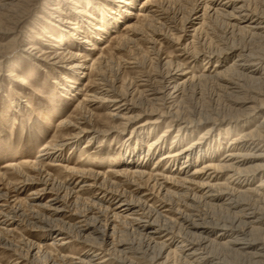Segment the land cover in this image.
<instances>
[{
	"label": "bare ground",
	"instance_id": "1",
	"mask_svg": "<svg viewBox=\"0 0 264 264\" xmlns=\"http://www.w3.org/2000/svg\"><path fill=\"white\" fill-rule=\"evenodd\" d=\"M28 1L0 0V7L6 12H11L8 16L15 18L19 15L18 11H21L17 10L19 4L28 3ZM48 1L44 2V7L41 8V11L46 13L42 17L39 15L41 20H33L20 27L24 20L16 17L17 24L14 23L16 26L10 28L19 32L21 39L28 40L27 46L23 47L20 54L21 58L15 61L10 60L11 56L6 51L11 45L0 43V88L4 87L5 77L15 94V97L10 99L4 93L7 95L9 103L4 108H0V138H4L7 132L14 133L19 119L23 113L28 112V109L31 111V119L34 121H43L52 125L57 119L55 121L57 122L56 131L40 147L37 158L31 162L10 164L9 167L18 176H23L26 184L33 179L32 175L30 176L26 172L31 170L42 175L41 191L52 194L48 200L49 203H40V201L38 204H34L40 209L49 210V215L35 212L36 215L40 214L39 225H36V229H39L44 236L50 237L49 245L55 249L58 245L64 246L72 243L73 247L70 249L73 254L77 251H85L83 256L74 257L69 254H61L59 258L62 261L75 258L76 264H135L128 255L133 253V246L126 241L122 242L120 239L117 242L110 241L112 246L109 247L108 241L117 232L115 226L111 229L106 227L107 232L105 233L104 230L100 231L102 237L96 234V236L92 235V231L86 234L85 229L81 228L79 231L81 238L78 239L76 236L78 240L76 239L75 243L72 242L74 235L69 233L70 226L68 224L67 228L59 226L63 220L60 222L59 218L54 216L60 215L64 211L65 199L76 197L77 200H80L79 191L73 188L79 187L81 190L86 187L95 190L100 195L97 197L101 201H108L107 199L116 201L113 216L119 221L130 219V224L135 225V228L141 231V234L145 236V246L148 249L156 250L155 256L153 255L154 262L152 263L154 264H241L245 261L249 264H264V55L252 49L254 46L249 45V47L241 42H234V40L228 44L225 42L223 51L220 52L224 54L223 56L216 55L214 50L212 53L215 55L194 52L193 61H205V71H207L209 63L215 60L211 73L197 76L187 71L184 65L177 63L173 65L172 60L163 59L160 54L161 50L158 48L161 41L168 42L170 41L168 38H172L168 36L169 31L162 32V28L168 21L170 10L177 8L188 9L189 15L186 18V24L190 25L191 29L188 27L189 30H185L187 28L185 26L186 28L182 30H185L186 36L192 38V41H196L195 39L201 41L202 30L214 21L222 22L226 26L227 32L229 30L235 36L264 37V0ZM52 1L54 5L50 7L49 3ZM139 2L141 3L138 5ZM121 23H124L125 33H121L119 29ZM31 33H35V36ZM176 39L178 38L176 37ZM140 41H147L149 44L148 53L156 57L159 56L157 57L158 65L155 66L159 69L153 74H145L144 67H142L144 63L140 62L141 65L134 55L131 54L125 59V64L129 69L137 71L140 76L144 77L138 78L136 81L138 87L142 86L138 90L140 94L144 93L148 96V98L145 96L148 104L143 108L138 107L133 97L134 92L137 91L136 88L131 94H128L130 95L128 98L126 96L128 90L118 93L114 86H109L104 82L105 79L102 75L105 67L117 57L116 55L124 51L127 53L136 52L137 43ZM185 49L187 50V48ZM218 55L221 56L218 57ZM28 61L45 73L48 71L59 73L63 82L54 78L53 85L65 92L61 93L65 98L70 99L71 96H74L73 99L77 98V104L67 116H59V102L52 99L53 96L51 97V110L48 111L46 109L39 111L31 103L32 96L26 95L27 89L33 87L32 80L26 75L28 69L25 63ZM3 70L6 72H1ZM78 77L81 80L82 77L88 78L84 88L75 85L78 84ZM244 79L249 81L251 89L256 88L251 90L252 93H255H246L244 88L249 84L244 82ZM209 81L216 83L231 97L228 96L230 102L236 111H239H237L239 114H243V117L231 120L228 123L231 126L227 129H222L225 121L221 120L222 125L216 123L215 126L201 132L198 138L191 141L189 139L194 135L188 133L197 131L192 129L193 123L202 121L183 120L184 124H179L178 133L175 134L168 146V136H170L172 128L166 122L165 130L159 133L160 124L168 117V111L161 110V108L168 109V99H171V102L177 101L184 86ZM91 87H95L96 90L91 91L89 89ZM35 90L41 94V90ZM76 92L77 95H82L83 99L76 97ZM142 96L144 97V95ZM23 102L24 104H22ZM101 107L108 108V117L102 113L94 112V109ZM135 112L137 113L135 114ZM144 116L149 117L138 123L139 119ZM204 123H207L206 120ZM238 123H242L241 128L235 129L234 127ZM10 124H12L11 127ZM130 127H132L130 135L124 136ZM216 130L219 131V137H222H215ZM111 135V145H114V141L119 143L112 147L110 145L112 149L110 153L103 154L105 150L102 147L106 138ZM82 139L86 140L80 147ZM95 139H99L100 142L97 147L92 146ZM67 147L70 148L69 152H73L78 147L81 148L80 159H87L92 164L89 166L92 167L89 168L88 165L81 164L82 160L80 159L72 166L65 165L67 179L61 181L47 171L49 170L47 167L53 165L52 163L57 160L63 161L64 159L65 162H70V159L63 156ZM145 148L147 149L144 150ZM94 159L96 161L108 160V169L102 170L103 166L94 168L93 164L96 162ZM149 162H153L151 170L147 169ZM74 176L78 177V180L70 189L66 187V181L72 180ZM122 185L132 187L137 192L138 199L127 198L126 192L121 190ZM3 198H5L4 194L0 193V201H3ZM201 199L206 201L205 206L216 208L213 209L214 211L218 210L217 207H225L231 211V214L228 213L227 219L225 217L222 221L212 215L218 222H211L212 219L203 222L194 220L187 222L185 227L177 222L179 217L168 216V212L182 216L181 206L178 205L181 201H187L185 206L191 209L197 206L196 203ZM155 200L158 202L156 206H154ZM2 206L4 204H0V208ZM206 208L204 207L205 212H208ZM103 213L105 212L103 211ZM185 213L187 214V212ZM196 213L195 215H199ZM222 213L225 216V213ZM201 216L198 217L202 218ZM93 221L97 222L98 219L95 218ZM74 227L76 228V226ZM213 232H215V236L212 235ZM143 236L141 235L142 238ZM98 240H102V242H98ZM30 243L32 242L30 241ZM12 245H14L13 242ZM105 246L107 248H104ZM53 248L51 250L54 251ZM43 251L41 245H31L28 256L31 254L33 257H39ZM135 251L138 250L135 249ZM52 253V251H48L43 254L45 258L43 264L46 263V257L51 256ZM211 253H224L225 256L229 254V257L220 258ZM22 256L24 255L22 254ZM22 256L20 255L18 258L26 257ZM143 256L138 255L140 258ZM18 258L14 259L12 264H21L23 260L20 261ZM172 259L175 260L170 263Z\"/></svg>",
	"mask_w": 264,
	"mask_h": 264
},
{
	"label": "rangeland",
	"instance_id": "2",
	"mask_svg": "<svg viewBox=\"0 0 264 264\" xmlns=\"http://www.w3.org/2000/svg\"><path fill=\"white\" fill-rule=\"evenodd\" d=\"M44 2H49V1L48 0H29L28 3L22 2L21 5L19 4V6L17 7V10H21L22 12L21 11L20 12L22 14L18 11V14L21 17L18 15V16H15V18L19 17L21 20H24V23L21 24L20 27H22L24 24H26V25L29 24V22H31L33 20H41L40 16L42 17V16L46 15L45 12L41 11V8L44 7V5H43ZM140 3L141 2H139L138 5ZM53 5H54L53 1L49 3L50 7ZM0 6H1V2H0ZM20 8H22V9H20ZM177 9L170 10L171 14L170 13L168 14V21H166V22L163 21L166 24H164V26L162 28V30H163L162 32H168L169 31L168 36H171L172 38H168V39H170V41H168V42L167 41H161L158 45V48H160V50H161L160 54L162 55L163 59H167L170 61L172 60L173 61L172 64L174 63L173 65H175L176 63L182 64V65H184V67L186 68L187 71H189V72H191V74H194L197 76H200L203 73L209 74L214 69L213 66H214L215 60L211 61L209 63V67H208L207 71H205V69H206L205 64H204L205 61H203V60H200L198 62L193 61L192 56H193L194 52H199L202 54L205 52L204 55H212L215 53L216 55L221 54L223 56L224 54H222L220 52L223 51V48H224L223 46H225V42L228 44V43H231L233 40H234V42L235 41L241 42V44H246L248 46L250 45L251 47L254 46L252 49H255L257 52H260L264 55V52H263L264 51V37H260V38H248L247 37L246 38L245 35H236L235 36V35L231 34L229 30L227 32L226 26L224 24H222V22H220V21H218V23H217V21H214L213 23L205 26V28L202 30V35H203L202 37L203 38L201 39V41H199L198 39H195L196 41H192V38L186 36V34H185V30H189V28L191 29V27H189L190 25L186 24V20H187L186 18L189 15V12L187 11L188 9H184V10L179 9V8H177ZM17 10H16V13H17ZM46 10L47 11L49 10L48 7H46ZM172 12L174 13L173 15H172ZM8 14H11V12H6V10H3L0 7V43L5 44V45L6 44L11 45V47L9 48V50L6 51V53H8V55L11 56L10 60L15 61V60L21 58L20 54L22 52L23 47H25V45L27 44L28 40L26 38L21 39V35H19L20 34L19 32H16L15 29H13V30L10 29L11 27L16 26L17 21L14 17L8 16ZM12 14H15V13H12ZM169 16H171V17H169ZM183 16L185 17V19ZM173 17H175V18H173ZM171 19H172V22H171ZM184 21H185V23H184ZM14 23H16V24L14 25ZM40 23H41V21H40ZM44 26H47V25L44 24ZM123 28H124V23H121V25L119 27V29L121 30V33H125ZM174 28H175V30H174ZM182 29H185V30H182ZM31 34L33 36H35V33H31ZM108 36H110V35H108ZM176 37L178 39H176ZM171 39H172V41H171ZM174 41H176V42H174ZM137 45L138 46H137L136 52L130 51L127 53L124 51V52L116 55L117 57L114 58L112 60V62L107 67H105L102 75H103V79H105L104 82L107 83L109 86H114L118 93L123 92V91L125 92L128 90L126 93L127 94L126 96L128 98L130 97V95H128V94H131V92L136 88L137 91L134 92L133 97L135 99V102H137L136 104L138 105V107L143 108L144 106H146L148 104V102L146 101L148 96L145 95L144 93L140 94V92L138 90H140L142 88V86L138 87V85H137L138 83L136 82L138 80V78H141L143 76H140V74H138L137 71L129 69L127 67V64H125V59L130 57L131 54L134 55L138 59L139 63L140 62H142V64L144 63L143 65L140 63L142 65V67H144L143 68L145 70L144 73L145 74L146 73L147 74H153L157 69H159V67H155L158 65L159 59L157 57H159V56L156 57L155 55H153V54L151 55V53H148L147 47L149 44H147V41H144V42L140 41L137 43ZM182 47H184V48H182ZM185 48H187V50ZM213 50H214V53H212ZM207 51H209V52H207ZM215 51H218V52H215ZM190 54H191V56H190ZM221 55H218V57H220ZM189 58L192 60H190ZM25 64H26L25 65L26 68L28 69V72H26V75L32 80V85H33L32 89L28 88L27 89L28 93H26V95L29 94L32 96V97L30 96L31 97L30 98L31 103L35 107H37L39 111H41L42 109H46V111H48V110H51L50 104H51V97L53 96L52 99H56L59 102V104H58V108L60 110L59 116H67V114H69L72 111V109L75 107V105L77 104V98L73 99L74 96H71L72 99L71 98L70 99L65 98L64 96L61 95V93L64 91L61 89H58L57 86L55 87L53 85L52 80L54 78H57L59 81L61 80L63 82V80L60 78L59 73H55L53 71H50V72L48 71L45 73L43 70H41V69L37 68L35 65H33V63H31V61H28ZM1 72L5 73L6 70H3ZM0 76H1V74H0ZM77 81H78V84H75V85L76 86L80 85L81 87L84 88L85 84L88 81V78L82 77V80H81L78 77ZM243 81L249 84V81H245V79ZM3 83H4V85H3L4 87L0 88V108H4L5 105L9 103L7 95L9 96L10 99L13 96L15 97V94H13V89L11 88V85H10L9 81L6 80L5 77H4ZM247 86H248V88H247ZM247 86L244 89L246 90V93H248V94L252 93L251 92L252 89H256V88L251 89L250 84ZM183 88L184 89L182 90V94L178 97L177 101L171 102L172 100L168 99V109H165L164 107L161 108V110L168 111V117L166 118V120L164 122H162L160 124L159 133L163 132V130H165L166 122H168L172 128L171 133H169L170 136H168V140H169L168 146H169L170 141L173 140L175 134L178 133L177 130H178L179 124L182 123L183 120L188 121V120H193V119L195 120L196 119V120L202 121L201 123H197V122L193 123L192 129L197 130V131L194 133H188L189 135H191V134L194 135L193 137H191L189 139L191 141L195 138H198L199 134H201V132H204L207 129L215 126L216 123L217 124L220 123L222 125L223 123L221 122V120L225 121L223 126H222V129H227L229 126H231V125H228V123L231 120H237L238 118L243 117V114L241 113L242 110L240 111L241 114H239L238 113L239 111L237 110L238 111L237 112L236 109L233 107V104L230 102L231 100L229 99L231 97L227 93H225L222 89H220V87L218 85H216V83H213L212 81H209L207 83L203 82L202 84H197V85H191L190 84L189 86H184ZM249 88H250V90H249ZM35 89L41 90L40 93L42 95L37 93V90H35ZM89 89L91 91L96 90L95 87H91ZM219 90H221V91H219ZM4 93H6L7 95H5ZM253 93H255V92H253ZM75 95H76V97L83 99L82 95H79V94L77 95V92L75 93ZM139 95H140V98H139ZM142 95H144V97ZM141 96H142V98H141ZM228 96H229V98H228ZM142 103L145 105H143ZM169 103H171V104H169ZM22 104H24V102ZM169 106H171V107H169ZM111 107H113V106H111ZM232 108H234V109H232ZM108 111L109 110L107 107H101L100 109L99 108L94 109V112L102 113L105 117H108V114H107ZM136 113L137 112H135V114ZM31 117H32L31 111L28 109V112L26 111V113H23V116L19 119V124L16 126L17 128L14 130V133L7 132L6 136L4 138H0V193L4 194V196H5V198H3V201H0L1 205L4 204V206H2L0 208V214H1L0 215V226H1L0 227V240H1L0 241V245H1L0 246V264H12L14 259H17L20 255L22 256V254L24 255L22 257H25V256L26 257L22 258V259L18 258L20 261L23 260L21 264H27V263L28 264H43L45 262V258L43 257V254H45V252H48V251H52L53 253L51 256L46 257L47 260H46L45 264H60V263L61 264H76L75 258H70L71 261L74 259L72 262L70 260H66L67 261L66 262V261H62L59 257L61 254H65V255L69 254V255L74 256V257L80 256V255L83 256L85 251L84 252L77 251L76 253L73 254V252L71 250L73 247L72 243H68L64 246L58 245L54 249L53 246L49 245L51 242L50 237L44 236L43 234H41V231L39 229H36L37 226L39 225L38 223H39V217H40L39 215L40 214L36 215L35 212H39L41 214L49 215V210H47V209L45 210L44 208L40 209L39 207L35 206L34 204H38L40 201H41L40 203H49L48 200L50 199V196L52 195L50 193H44L41 191L42 185H40V183L42 180V175H39V174H37L31 170H30V172H26L30 176L32 175V178H33L32 180H34V181L30 180L31 182L28 181V183L26 184L24 182L25 178L23 176H18L15 173V171L9 167L10 164H19V163L22 164L25 162L34 161L37 158V154H38L40 147L42 145H44L50 139V137L54 134V132L56 131L55 125L57 122H55V121H57V119L54 120V124L49 125L47 123H44L43 121L42 122L34 121L31 119ZM148 117L149 116L142 117L141 119H139L138 123L145 121ZM178 119H180V120H178ZM205 120L207 123H204ZM182 124H184V123H182ZM241 124L242 123H238V125L234 128L235 129L241 128ZM136 125H134V126H136ZM9 126L11 127L12 124H10ZM132 127H130L126 131V133H125L126 135H124V136L130 135V130L132 129ZM218 130H216V132L214 133L216 138L222 137V136L219 137V133H218L219 131ZM222 135H223V133H222ZM111 137H112V135L109 136L108 138H106V142L104 143V145L102 147L103 150H105V151H103V154L110 153V151L112 150L110 148L111 139H112ZM85 140L86 139H82V141H80V147L83 145ZM118 143H117V141L113 142L114 145L118 144ZM98 144H100L99 139H95L92 142L93 147H95V146L97 147ZM114 145H111V147ZM146 149L147 148H145L144 150H146ZM69 151H70V148L67 147L63 152L64 153L63 156L65 158L67 157L68 159H70V162H67V161L65 162L64 159H63V161L57 160V161L52 163L53 165L47 167V169H49L47 171H49L54 176L58 177V179H60L61 181H65V179H67V177L65 176L66 170L64 169V166L65 165H69V166L74 165L76 163V161L77 162L79 161L81 153H82L81 148H79V147H78V149L74 150L75 152L74 151L69 152ZM80 160H82V158ZM81 164L88 165V166L92 165L91 163H89L87 161V159L86 160L83 159ZM106 164H107V166H105ZM108 165H109L108 160L106 161V159L103 161L97 160L96 162H94L93 167L98 168L100 166H103L101 169L107 170ZM88 166H85V167H88ZM152 166H153V162L152 163L149 162L147 164V169L151 170ZM90 167H92V166H89V168ZM163 167H164V165L162 166V168ZM77 180H78V177L74 176L72 178V180L66 181V187L73 188L75 183L77 182ZM32 182L34 184H31ZM38 189H40V190H38ZM73 189L74 190L76 189L79 191V194L81 196L80 200L79 199L77 200L76 197H72V198L70 197L69 199H65V201L67 203L65 201L63 203L65 205L64 211L60 215L54 216L56 218L58 217L60 222L62 220H63L62 222H65L64 223L65 225L61 222V223H59L60 224L59 226L64 227V228H67L68 225L70 226L69 229L71 231H69V233H70V235L75 236V237L72 236V242L75 243V240L77 238L78 239L81 238V233L79 232L81 230V228L85 229L84 232L86 231V234L91 233L90 231H92V233H91L92 235H94V236L99 235L100 237H102L103 235L100 233V231L103 232V230H104V233H105V232H107L108 227L111 229L115 226L117 229V232L113 236H111L110 240L108 241L109 242L108 244H110L109 247L112 246L111 242H113V241L117 242L119 239L122 242L126 241V243L133 246L134 251H135V249L138 250L135 252L132 250L133 253L128 254L129 257H131L132 261L135 262V264H154L152 262H154L153 261L154 260L153 255L155 256L156 250H153L151 248L148 249V247L145 246L146 245V244H144V240H145L144 237L145 236H143V234H141V231L139 229L135 228L136 227L135 225L130 224L131 223L130 219L126 218L125 219L126 221L123 219L119 221L117 218H115L113 216L114 215L113 211L115 208L116 201H109V199H107L108 201H105V200L101 201L97 197V195L98 196H100V195L97 194V192L95 190L88 189L86 187L84 189H81V190L79 189V187H74ZM121 190H123L124 193L126 192L125 195L128 196L127 198H130L133 200H134V198L136 200L138 199L137 192H135L133 190V188L130 187L129 185H122ZM35 194H37V195H35ZM31 195H33V196H31ZM7 197H9V198H7ZM184 202H182V201L180 202L182 205L180 203H178V205L181 206L180 211H182L181 213L184 214V218H183V214H182V216L181 215L178 216L176 214H173V212H171V214L168 212V216H170V217L171 216H173L175 218L179 217L177 219V222H179L180 225H184V227L187 225V222H193L194 220L196 222L197 221L203 222L205 220L211 221V219H212L211 222H213V221L216 222L217 219L219 218L220 221H222L223 219H225V217L227 219L228 213L231 214L230 213L231 211H229L225 207H222L224 210L220 207H217L219 211L218 210L214 211L213 209H216V208H211L209 206H205L206 201H203L202 199L196 203L198 207L197 206H194V208L192 207L194 210L192 208L189 209L187 206H185L187 201H184ZM203 202H204V204H203ZM154 203H155L154 206H156L158 204V202L156 200ZM12 205H16V206H12ZM33 206H34V208H33ZM4 207H6V208H4ZM11 207H12V209H11ZM195 207H196V209H195ZM201 207H203V208H201ZM204 207H207V208L209 207L208 209L206 208V211H208V212H205ZM86 208H87V210H85ZM105 208H107L108 210ZM30 209L33 211H31ZM101 210H103L105 213H103V211H101ZM199 210H201V211H199ZM220 210L221 211L223 210L222 212L225 213V216ZM225 210H228V211H225ZM184 211L187 212V214ZM193 211L199 213V215L197 213H196L197 215H195V212L193 213ZM16 212H18L19 214ZM29 212L32 214H30ZM107 212H108V214H107ZM217 212H220L221 214L220 213L217 214ZM191 214L193 217L191 216ZM18 215H19V217H18ZM187 215L191 216V217L189 218ZM200 215H202L201 216L202 218L198 217ZM203 215H205V216H203ZM212 215H214L217 219L216 218L214 219V217ZM207 216H209V217H207ZM13 217H14V219H13ZM89 217L92 220H94L96 218V219H98V221L97 222L93 221L95 223L94 224ZM203 217H204V219H203ZM198 218H200V219H198ZM82 219H84V220H82ZM88 219H90V220H88ZM108 219H110L111 221ZM185 220H187V221H185ZM123 221H125V222H123ZM127 221H130V222H127ZM181 221H182V223H181ZM87 223H88V225H87ZM84 224H86V225H84ZM74 226H76V228ZM96 226L101 228V229L98 230V228ZM131 226H133V227H131ZM7 227H8V229H7ZM95 227H96L97 231L95 230ZM106 227H107V229H106ZM2 228L4 229V232H3ZM10 228L13 230L11 231ZM133 229L135 230L134 232H133ZM137 230H139V231H137ZM71 232H72V234H71ZM140 234L143 236V238L141 237ZM79 235H80V237H79ZM212 235L215 236V232H213ZM76 236H77V238H76ZM214 236H212V237H214ZM139 239L140 240L142 239L141 240L142 243L140 242ZM30 241L33 244L30 243ZM4 242H6L7 244ZM12 242L14 245H12ZM98 242H102V240H100V241L98 240ZM31 245H36V246L41 245L42 250H44L43 254H40L41 257L40 256L39 257H33L31 254H30V256H28L29 255V253H28L29 248ZM23 248H24V250H23ZM52 248L54 249V251L51 250ZM104 248H107V246H105ZM143 253H145V254H143ZM137 254L140 257L143 255H146V256H143L142 258H140V257H138ZM212 255L216 256V257H220V258L223 257L224 258V257H227L229 254L225 256L224 253H222V254H214L213 253ZM32 258L33 259L35 258V259L33 260ZM27 260H29L30 262ZM173 260H175V259H172L170 263L174 262ZM245 262H243L241 264H244ZM245 264H249V263L247 262Z\"/></svg>",
	"mask_w": 264,
	"mask_h": 264
}]
</instances>
